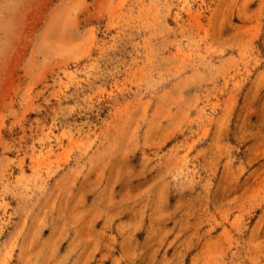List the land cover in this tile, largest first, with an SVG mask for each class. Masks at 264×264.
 <instances>
[{
  "label": "rangeland",
  "instance_id": "374dc122",
  "mask_svg": "<svg viewBox=\"0 0 264 264\" xmlns=\"http://www.w3.org/2000/svg\"><path fill=\"white\" fill-rule=\"evenodd\" d=\"M0 264H264V0H0Z\"/></svg>",
  "mask_w": 264,
  "mask_h": 264
}]
</instances>
